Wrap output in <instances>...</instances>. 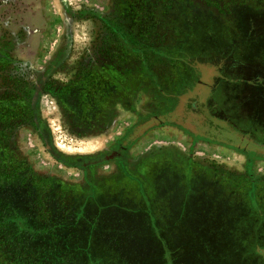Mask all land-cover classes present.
<instances>
[{
  "label": "flooded vegetation",
  "instance_id": "obj_1",
  "mask_svg": "<svg viewBox=\"0 0 264 264\" xmlns=\"http://www.w3.org/2000/svg\"><path fill=\"white\" fill-rule=\"evenodd\" d=\"M64 1L59 33L41 58L47 0H0V169L24 172L48 190L64 186L51 174L37 173L26 155L14 156L18 137L13 133L20 137L26 131V139L39 142L56 162L81 172L79 190L64 191L66 204L83 209L94 205L103 190L132 185L137 192L169 182L185 192L202 181L209 192L221 194L232 177L223 167L204 163L210 160L208 149L204 156L196 154L198 143H208L243 157V175L237 163L235 178L251 182L255 192L263 189L252 176L253 163L262 157L197 136L185 115L173 114L192 86L194 53L203 51L206 36H224L208 26L206 0H103L102 6ZM242 66L252 70L254 65L241 61L234 69ZM45 96L52 100L50 111L42 107ZM164 128L185 137L186 146L159 143L131 156L144 138ZM57 131L100 148L60 154L56 144L63 139ZM148 167L156 170L152 183L146 180ZM96 179L105 180L98 187Z\"/></svg>",
  "mask_w": 264,
  "mask_h": 264
},
{
  "label": "rangeland",
  "instance_id": "obj_2",
  "mask_svg": "<svg viewBox=\"0 0 264 264\" xmlns=\"http://www.w3.org/2000/svg\"><path fill=\"white\" fill-rule=\"evenodd\" d=\"M68 1L72 6L103 4V0ZM206 1V14L210 16L208 26L224 36H206L203 51L194 53L190 63L192 86L181 96L173 114L177 113L179 118L185 115L188 128L197 136L262 157L263 160L253 163L252 176L259 179V187L263 189L250 197L235 190V194H231L227 189L221 194L209 192L202 181L185 192L173 188L171 182L161 187L152 184L150 188H141L137 192L129 185L131 188L127 186L124 191L117 188L113 189L116 192L103 190L94 205L83 206V209L74 202L66 204L75 217L66 222L63 219V223L84 229L93 220L98 236L94 252L98 257L102 254L98 249H107L133 263L161 254L163 258L182 264H264V111L262 106L253 109L250 104H243L242 99L245 92L250 93L254 83L264 81V0ZM44 8L47 30L43 35L41 58L53 46L62 25L60 17L65 16L59 0H47ZM208 26L199 27L206 30ZM241 61L251 63L253 69L243 66L234 69V65ZM51 106L52 100L43 97L42 107L50 111ZM122 123L126 125V121ZM13 135L18 137V147L15 143L13 145L16 147L14 156L26 155V160L37 173L51 174L58 181H64L65 187L62 185L59 195L63 197L64 191L68 193L67 188L79 190L81 172L77 168L56 162L39 142L26 139V131L20 132V137L15 132ZM56 135L64 143H58L56 147L66 155L89 154L100 148V144L79 142L65 132L57 131ZM149 136L153 137L152 140L148 139ZM149 136L133 148L131 156L159 143L186 146L185 137L173 133L170 128ZM207 149L210 160L205 164L223 167L228 176L235 177L240 172L234 167L238 163L243 175L246 166L243 157L233 150L208 143H198L195 151L198 156H204ZM147 172L146 180L152 183V177H157L156 170L148 167ZM104 180L94 182L99 187ZM2 189L8 192L10 186L0 187V192ZM28 189V186H20L4 197V207L14 209L16 215L29 224L41 225L43 220L33 216L38 209L35 210ZM78 236L74 238L78 240ZM249 242L254 245L250 246Z\"/></svg>",
  "mask_w": 264,
  "mask_h": 264
},
{
  "label": "trees",
  "instance_id": "obj_3",
  "mask_svg": "<svg viewBox=\"0 0 264 264\" xmlns=\"http://www.w3.org/2000/svg\"><path fill=\"white\" fill-rule=\"evenodd\" d=\"M242 99L243 104H250L253 109L259 105L264 111V81L254 83L250 93L245 92ZM3 118L4 115L0 113V120ZM8 165L6 163V166ZM242 180L232 177L230 185L228 179L225 190L231 194L237 191L240 195L251 197L257 190L256 186L254 187L248 180L247 182ZM3 186H10V189L8 192L3 189L0 192V264H182L171 261L168 257L163 258L161 254L148 256L142 261L136 260L135 263L127 262L123 257H117L107 249L102 251L98 249L102 253L98 257L94 252L98 236L93 225L83 229L72 223L62 222L63 219L66 222L68 218L74 220L75 216L71 207L66 205L63 197L58 194L59 189L48 190L44 183L28 177L24 172L13 169L7 172L2 168L0 187ZM20 186H28V190L31 191V201L35 203V210L38 209L36 214L34 211L33 216L43 220L41 225L29 224L28 221L19 218L14 209L4 207V197L12 194ZM75 236L79 237L78 240L74 238ZM249 245L254 244L249 242Z\"/></svg>",
  "mask_w": 264,
  "mask_h": 264
},
{
  "label": "water",
  "instance_id": "obj_4",
  "mask_svg": "<svg viewBox=\"0 0 264 264\" xmlns=\"http://www.w3.org/2000/svg\"><path fill=\"white\" fill-rule=\"evenodd\" d=\"M59 1H60V0H59ZM64 2H65L64 0H61V1H60L62 8H64ZM57 152L60 153V154H64V155H66L65 153L61 152V151L58 150V149H57Z\"/></svg>",
  "mask_w": 264,
  "mask_h": 264
}]
</instances>
